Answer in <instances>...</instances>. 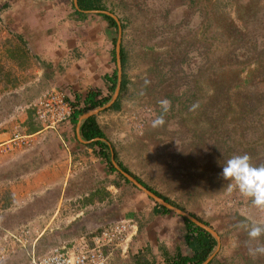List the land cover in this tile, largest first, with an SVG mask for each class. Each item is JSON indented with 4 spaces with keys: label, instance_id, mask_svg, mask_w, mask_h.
<instances>
[{
    "label": "rangeland",
    "instance_id": "rangeland-1",
    "mask_svg": "<svg viewBox=\"0 0 264 264\" xmlns=\"http://www.w3.org/2000/svg\"><path fill=\"white\" fill-rule=\"evenodd\" d=\"M102 4L125 25L120 38L129 88L123 111L98 113L118 161L179 207L173 206L206 222L218 236L214 257L221 264H264V256H249L255 242L245 229L253 221L264 223V207L221 175L234 154L247 153L253 165H264V0ZM10 8L0 0V264L23 262L29 251L44 253L123 218L137 222L134 238L168 232L186 247L184 217L155 212L157 201L111 171L94 148H85L71 165L57 159L49 166L59 150L43 144L54 129L10 149L1 145L15 133L26 134L22 121L29 105L57 85L34 80L41 65L35 58L25 63L24 53L34 55L12 34ZM113 64L118 70L115 58ZM113 95L108 88L102 96ZM163 99L171 102L166 123L152 128ZM136 110L144 117L138 130ZM23 228L30 234L21 235Z\"/></svg>",
    "mask_w": 264,
    "mask_h": 264
},
{
    "label": "crops",
    "instance_id": "crops-1",
    "mask_svg": "<svg viewBox=\"0 0 264 264\" xmlns=\"http://www.w3.org/2000/svg\"><path fill=\"white\" fill-rule=\"evenodd\" d=\"M8 1L11 4L9 12L12 16V34L17 35L21 42L24 41L34 55L27 57V53H24L26 56L25 63H33V58H35L41 65L38 71L40 76H36L34 80H43L53 85L64 86L72 101L78 103V107L84 105L83 101L88 92L95 91L99 93L98 98L103 97L102 95L111 86V83L106 82L104 77L113 74L115 70L114 57L117 64V49H115V56L113 50L114 44L117 47L118 38L121 36L122 29L120 31V27H123L118 17L112 12L105 11V9L83 10L79 7L78 0L77 2L76 0ZM109 17L114 19L115 25L111 24ZM19 55L17 54L15 57L19 59ZM18 66L23 69V72L29 71L28 68L22 67L21 62ZM125 74L127 75L126 67ZM128 88L129 80L125 91ZM124 92L119 93L120 108L112 111L117 113L123 111ZM108 102L102 106L89 109L86 113L93 110L97 111L86 118H82V114L77 123L68 121L59 129L50 131L54 136L50 134L49 140L43 144V147L50 150L52 148V152L58 149L59 154L48 161L49 166H52L53 160L57 161V159H65L64 164L70 162L71 165V161H75L85 148L90 147L88 150H91L92 147L88 146L89 141H86L81 134V124L87 118L95 116L97 123L104 131L99 121L102 113H98L101 112L100 110L110 111L109 108L113 104L104 108ZM24 118L22 128L26 134L46 133L42 125L35 119L33 110L29 109ZM105 135L108 139V135L106 133ZM101 200L104 201V198ZM130 240L128 256H123L117 252L112 258L111 264H170L177 261L180 256L191 257L193 255L188 244L185 247L181 241L174 239V235H169L168 232H163V235H143V237L141 234L135 238L132 235ZM183 240L186 242L185 235ZM149 246L151 251L148 249ZM159 246H162L161 252ZM219 249L220 243L218 242L214 254L202 264H221V258L219 256L214 257Z\"/></svg>",
    "mask_w": 264,
    "mask_h": 264
},
{
    "label": "built area",
    "instance_id": "built-area-1",
    "mask_svg": "<svg viewBox=\"0 0 264 264\" xmlns=\"http://www.w3.org/2000/svg\"><path fill=\"white\" fill-rule=\"evenodd\" d=\"M28 108L34 111L35 119L44 129H57L71 121L75 109L67 90L57 85L42 91ZM145 110L151 112L149 107ZM132 115L138 119L134 129L142 128L144 117L139 110L132 111ZM31 136L32 134L15 133L1 145L9 144L10 149L15 145L29 143ZM137 229L138 224L133 218L110 221L87 235L64 241L44 253L29 251L28 258L17 264H111L118 251L121 255L128 256L130 239ZM30 232L29 228L21 229V235L27 236Z\"/></svg>",
    "mask_w": 264,
    "mask_h": 264
},
{
    "label": "trees",
    "instance_id": "trees-1",
    "mask_svg": "<svg viewBox=\"0 0 264 264\" xmlns=\"http://www.w3.org/2000/svg\"><path fill=\"white\" fill-rule=\"evenodd\" d=\"M78 4L79 7L83 10H99L105 8L104 5L102 4V0H78ZM110 21L111 24L113 25L116 24L113 18H110ZM124 26L125 25H123V27ZM120 56H121V64L123 69L121 89H120V94H121L127 89V84H128V78L127 75L125 74L127 55L123 47H121ZM104 79L106 80V82L111 83L110 90L113 92L116 88L118 81L117 69L114 70L112 75H106ZM98 95L99 93L95 91L88 92L83 101L84 105L82 107H78V103L73 102V105L75 107L71 119L73 123H77L79 116L84 114L87 110L98 106H102L110 100L109 96L98 98ZM119 108H120V95L109 109H119ZM80 130L83 138L86 141H89L88 146H91L92 148L97 150L96 152L107 161V164L109 165L111 171L113 172L117 171V169L114 167V165L111 162L112 152L114 153L115 160L118 161L117 152L114 149L113 143L108 141L104 131L97 123L95 116L87 118L81 124ZM118 165L121 167L122 170L131 173L129 169L126 168L121 162L118 161ZM121 176L122 178H124L126 181L129 182V180L125 176L123 175ZM134 177L141 182V180L138 177L136 176ZM142 184L151 191H153L154 193H156L158 196L162 197L167 202L176 205L166 195L154 190L153 188L145 184L143 181ZM154 211L166 214L170 210L164 205L157 203L156 206L154 207ZM184 222L186 224L185 240L188 246L190 247V249L192 250L193 255L191 257L180 256L177 261H174L170 264H202L214 251L215 247L217 246V239L212 233L200 227L199 225L195 224L188 218H184ZM204 223L207 224L206 222Z\"/></svg>",
    "mask_w": 264,
    "mask_h": 264
},
{
    "label": "clouds",
    "instance_id": "clouds-1",
    "mask_svg": "<svg viewBox=\"0 0 264 264\" xmlns=\"http://www.w3.org/2000/svg\"><path fill=\"white\" fill-rule=\"evenodd\" d=\"M160 114L151 121V127L157 128L163 126L165 115L168 113L171 102L168 99L158 101ZM195 105H193V108ZM224 179L235 181V186L239 192L251 199L253 205L264 207V165H253L251 158L247 153L234 154L227 159L226 165L221 173ZM229 184V190H231ZM247 237L255 242V246L248 248L249 256L257 258L264 256V223L251 222L245 225Z\"/></svg>",
    "mask_w": 264,
    "mask_h": 264
},
{
    "label": "water",
    "instance_id": "water-1",
    "mask_svg": "<svg viewBox=\"0 0 264 264\" xmlns=\"http://www.w3.org/2000/svg\"><path fill=\"white\" fill-rule=\"evenodd\" d=\"M76 2H77V0H76ZM121 29L122 28L120 27V31H121ZM120 47H121V38L119 37L118 41H117V47H116V49H117V66H118V82H117V86H116L115 93H114L113 97L111 98V100L108 102V104L104 108L110 107L114 103V101H116V99H117V97H118V95L120 93L121 82H122V74H123V69H122V64H121V59H120ZM96 111L97 110H93L91 112L83 114L82 118H86V117L92 115ZM112 161H113L114 165L118 168V170L123 174V176H125L128 180L132 181L137 187H139L144 192H146L151 198L155 199L157 201V203H159L161 205H164L165 207H167L169 210H172L173 212L179 213L184 218H188L189 220H191L195 224L199 225L200 227H202V228L206 229L207 231H209L210 233H212L216 237V239H218V236H217L216 232L213 231L203 221L198 219L196 216L191 215L189 213H186L183 210H181L180 208L173 206L171 203L167 202L162 197L158 196L156 193H154L153 191L148 189L146 186H144L142 184V182L138 181L132 174H130V173L122 170L121 168H119L118 165L115 162V158H114V153L113 152H112Z\"/></svg>",
    "mask_w": 264,
    "mask_h": 264
},
{
    "label": "flooded vegetation",
    "instance_id": "flooded-vegetation-1",
    "mask_svg": "<svg viewBox=\"0 0 264 264\" xmlns=\"http://www.w3.org/2000/svg\"><path fill=\"white\" fill-rule=\"evenodd\" d=\"M111 155H112V153H111ZM112 162V161H111ZM113 165H114V163H112ZM114 167L117 169V171L116 172H119L120 174H122L119 170H118V168L114 165ZM118 167L119 168H121L119 165H118ZM129 173V172H128ZM131 174V173H130ZM123 175V174H122ZM138 180V179H137ZM139 181V180H138Z\"/></svg>",
    "mask_w": 264,
    "mask_h": 264
},
{
    "label": "bare ground",
    "instance_id": "bare-ground-1",
    "mask_svg": "<svg viewBox=\"0 0 264 264\" xmlns=\"http://www.w3.org/2000/svg\"><path fill=\"white\" fill-rule=\"evenodd\" d=\"M114 142V141H113Z\"/></svg>",
    "mask_w": 264,
    "mask_h": 264
}]
</instances>
